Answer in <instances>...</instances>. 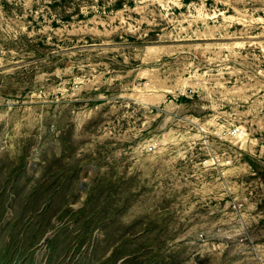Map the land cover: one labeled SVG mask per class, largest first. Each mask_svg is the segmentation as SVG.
Wrapping results in <instances>:
<instances>
[{
  "label": "rangeland",
  "instance_id": "obj_1",
  "mask_svg": "<svg viewBox=\"0 0 264 264\" xmlns=\"http://www.w3.org/2000/svg\"><path fill=\"white\" fill-rule=\"evenodd\" d=\"M0 264H264V0H0Z\"/></svg>",
  "mask_w": 264,
  "mask_h": 264
}]
</instances>
